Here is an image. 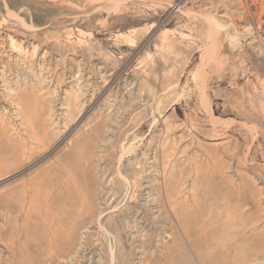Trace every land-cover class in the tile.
I'll use <instances>...</instances> for the list:
<instances>
[{
    "label": "rangeland",
    "instance_id": "1",
    "mask_svg": "<svg viewBox=\"0 0 264 264\" xmlns=\"http://www.w3.org/2000/svg\"><path fill=\"white\" fill-rule=\"evenodd\" d=\"M0 264H264V0H0Z\"/></svg>",
    "mask_w": 264,
    "mask_h": 264
},
{
    "label": "bare ground",
    "instance_id": "2",
    "mask_svg": "<svg viewBox=\"0 0 264 264\" xmlns=\"http://www.w3.org/2000/svg\"><path fill=\"white\" fill-rule=\"evenodd\" d=\"M221 212H224V211H220V212H216L215 213V215H214V218L216 219V221L218 222L219 221V219H220V217H222V215L221 214H223V213H221ZM198 213H199V211H198ZM231 215V214H230ZM225 216V215H224ZM225 223V222H224ZM220 224L218 227H214V228H212V230H209V231H205V233H202V237H204L205 239H207L208 241L209 240H211V241H214V239L216 238V236H217V232L218 231H224V230H226L227 229V224ZM213 225V224H212ZM215 225H217V224H215ZM237 225H240V224H238L237 223ZM205 226V228H206V224L204 225ZM77 229V228H76ZM210 229V228H209ZM74 230V229H73ZM203 231V232H204ZM203 238V239H204ZM236 238V237H235ZM52 247V246H51ZM57 249V248H56ZM49 250V249H48ZM51 250V249H50ZM170 251V250H169ZM184 252V251H183ZM167 254V253H166ZM170 254V253H169ZM198 254V253H197ZM253 254V253H252ZM49 256V255H48ZM176 256V255H175ZM199 256V255H198ZM179 258V257H178ZM175 259V258H174ZM173 262V261H172ZM174 263V262H173ZM179 263V262H178Z\"/></svg>",
    "mask_w": 264,
    "mask_h": 264
}]
</instances>
